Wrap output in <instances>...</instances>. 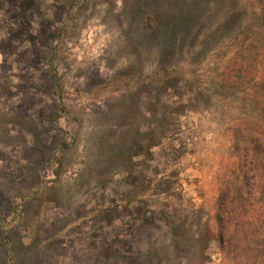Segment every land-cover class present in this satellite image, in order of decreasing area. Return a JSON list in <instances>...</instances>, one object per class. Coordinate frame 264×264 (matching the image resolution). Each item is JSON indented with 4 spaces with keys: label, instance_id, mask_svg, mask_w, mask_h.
I'll return each instance as SVG.
<instances>
[{
    "label": "rangeland",
    "instance_id": "rangeland-1",
    "mask_svg": "<svg viewBox=\"0 0 264 264\" xmlns=\"http://www.w3.org/2000/svg\"><path fill=\"white\" fill-rule=\"evenodd\" d=\"M128 7L0 0V264H97L72 212L105 188L138 211L98 232L106 264L226 263L220 178L255 111L223 91L222 51L161 68L129 49Z\"/></svg>",
    "mask_w": 264,
    "mask_h": 264
},
{
    "label": "trees",
    "instance_id": "trees-1",
    "mask_svg": "<svg viewBox=\"0 0 264 264\" xmlns=\"http://www.w3.org/2000/svg\"><path fill=\"white\" fill-rule=\"evenodd\" d=\"M128 6L126 44L137 55L152 50L164 68L199 64L222 51L223 91L242 85L255 117L233 136L236 162L220 178L216 240L225 264H264V0H128Z\"/></svg>",
    "mask_w": 264,
    "mask_h": 264
},
{
    "label": "crops",
    "instance_id": "crops-1",
    "mask_svg": "<svg viewBox=\"0 0 264 264\" xmlns=\"http://www.w3.org/2000/svg\"><path fill=\"white\" fill-rule=\"evenodd\" d=\"M90 195L92 197L85 200L87 203L82 204L87 209H79L81 204H77V209L73 210L72 217L79 221L77 228L81 236H84L87 232L89 236L94 235L96 237H93V242H91L92 249L97 252L95 259L99 261L97 264H106L104 253L105 250L111 247L112 242L107 239L105 234L103 235L104 231L111 226L112 222H118L121 227L127 223L129 214L135 216L138 211L134 208L129 209L127 192L124 189L105 188L101 192L91 193ZM92 229L95 230L94 234L91 233ZM100 231L103 233L99 235L98 232ZM119 243L122 244L121 237ZM80 249H83V246H80Z\"/></svg>",
    "mask_w": 264,
    "mask_h": 264
}]
</instances>
